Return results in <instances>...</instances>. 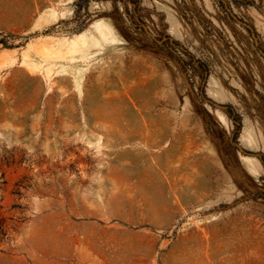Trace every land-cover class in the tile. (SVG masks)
<instances>
[{"label": "rangeland", "instance_id": "rangeland-1", "mask_svg": "<svg viewBox=\"0 0 264 264\" xmlns=\"http://www.w3.org/2000/svg\"><path fill=\"white\" fill-rule=\"evenodd\" d=\"M13 50L0 264H264V0H0Z\"/></svg>", "mask_w": 264, "mask_h": 264}, {"label": "bare ground", "instance_id": "bare-ground-1", "mask_svg": "<svg viewBox=\"0 0 264 264\" xmlns=\"http://www.w3.org/2000/svg\"><path fill=\"white\" fill-rule=\"evenodd\" d=\"M10 52H12V53H10ZM10 54H15V50H13V51H4L3 55L5 56V58L2 61L1 65H0V68H6V67H10V66L15 65L16 59L13 58ZM20 65L23 66V67H25L26 69H28L31 73L35 72L36 69H37V66L35 65L34 62L31 61V59H30V57L28 55H24L23 56L22 60L20 61ZM45 77L49 79L50 78V73H47L45 75ZM147 126L148 125H145V130H146V127ZM148 136H149V139H148L147 142H146V140H144V141L141 140V143H145V146L144 147H147L149 149L152 144L155 147H157L158 143L152 137V134H148ZM162 137H160L161 140H162ZM95 143L97 144L98 142L96 141ZM163 147H165V146H163ZM181 148H182V146H180V145L177 144L172 151H165V155H164L165 156V159H169V158L172 157L171 152L177 154V151H178V154H179V151H180ZM150 155H151V159H152V164L153 163H156L155 162V159L156 158H153V157L160 158V156H158L159 154H150Z\"/></svg>", "mask_w": 264, "mask_h": 264}, {"label": "crops", "instance_id": "crops-1", "mask_svg": "<svg viewBox=\"0 0 264 264\" xmlns=\"http://www.w3.org/2000/svg\"><path fill=\"white\" fill-rule=\"evenodd\" d=\"M4 51H2V53H3ZM13 57L14 58H16V53L13 55ZM16 62H17V59H16ZM19 64H20V62H19Z\"/></svg>", "mask_w": 264, "mask_h": 264}]
</instances>
